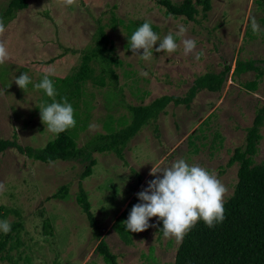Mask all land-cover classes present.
<instances>
[{
    "label": "rangeland",
    "instance_id": "374dc122",
    "mask_svg": "<svg viewBox=\"0 0 264 264\" xmlns=\"http://www.w3.org/2000/svg\"><path fill=\"white\" fill-rule=\"evenodd\" d=\"M7 1L0 0V14ZM24 1L26 7L4 21L5 32L0 36L8 51L7 61L0 65V138H14L21 148L39 149L56 136L40 115L41 107L50 104L52 98L34 85L48 75L60 91L63 78L77 69L83 52L91 46L97 18L118 63L113 65L117 76L114 87L86 80L78 96L68 100L76 126L64 131L95 160L90 175L80 184L87 194L96 236L74 198L87 161L41 162L8 147L0 151V183L6 189L0 192V221L21 224L17 231L21 244L10 251L11 260L16 264H106L93 250L102 238L115 255L116 264L171 263L178 243L163 233L158 235L157 217L150 218L153 226L145 231L131 232L130 244L117 237L111 224L131 197L156 178L150 175L152 168L170 167L178 158L214 173L228 189L225 199L232 192L236 164L226 167L225 163L233 148L243 146L246 127L264 106V75L250 91L243 83L254 74L230 76V70L235 58L257 59V65L264 66L262 31L244 34L247 25L251 28L252 16L264 29L258 20L263 16L262 6L255 0H210L206 16L199 12L190 21L165 14L156 0H75L73 5H65L64 0ZM112 16L114 22L120 18L154 26L159 40L150 60L139 56L143 49L132 52L131 39L127 40L121 24L114 23L111 28ZM181 25L187 29L183 36L177 34ZM169 33L178 45L176 51L156 52ZM186 38L196 41V49L188 55L181 42ZM223 64L230 68L218 92L200 90L188 107L167 104L126 142L121 160L111 151L93 149L101 141L97 135L107 133L105 126L110 123V127H116L120 125L118 120L128 121L127 105L146 104L161 95L182 96L196 76L219 71ZM141 71L148 76H142ZM22 73L31 79L25 89L15 83ZM64 81L68 85L69 81ZM68 91L63 88L60 92L64 94L55 99L67 98ZM189 135L193 144L188 142ZM259 135L253 157L256 163L264 161V115ZM156 175L162 178V173ZM61 185L66 187V198H48ZM0 263L11 264L7 260Z\"/></svg>",
    "mask_w": 264,
    "mask_h": 264
},
{
    "label": "trees",
    "instance_id": "16d2710c",
    "mask_svg": "<svg viewBox=\"0 0 264 264\" xmlns=\"http://www.w3.org/2000/svg\"><path fill=\"white\" fill-rule=\"evenodd\" d=\"M263 1L255 0L257 5L263 8V16L258 20L264 25ZM156 4L164 9L165 14L183 16L190 21H194V16L199 12H201L202 17H205L206 12L211 8L210 0H180L179 2L156 0ZM24 7H26L24 0H8L0 17L7 21L14 16L16 11ZM114 20L112 16L110 18L111 28L114 23L121 24L126 31L127 40H130L133 32L144 23L131 20L125 22L120 18L115 22ZM94 21L96 25L92 32L91 46L83 52L77 69L65 76L59 85L60 91L63 88L69 90L67 101L78 96L80 85L86 80H90L98 86L105 84L114 87L116 84L117 76L113 65L117 64L118 60L114 55L113 45L107 39L104 26L99 23V19L97 18ZM247 28L248 30L244 31L245 35L250 34V31H252L249 25H247ZM154 29V26H152L153 31ZM262 33L264 35V31ZM257 62V59L252 58L246 60L235 58L230 76L252 72L254 74L253 78L245 81L243 87L250 91L255 90L258 81L264 75V66L259 67ZM229 68V64H223L222 69L219 71L205 72L196 76L182 96L161 95L146 104L127 105L128 121L118 120L117 124L120 125H116V127H110V123L105 126L107 133L97 135V139L101 141L99 144L94 145L93 149L96 151H111L121 160L123 158L122 150L126 142L142 126L154 120L167 104L172 103L174 106L184 105L188 107L190 100L198 91L218 92L225 82ZM64 80L69 81L68 85ZM54 86L58 96H61V93L64 94V92L57 90L58 85L56 83H54ZM263 115L264 106L256 111L251 125L246 127L243 146L233 148L225 163L226 167L236 164L232 192L224 203L225 219L212 228L207 227L202 220H198L195 226L185 235L182 243L177 244L173 260L169 264H264V161L256 163L253 159L260 139L259 127L262 124ZM191 138L192 136L189 135V144H193V141H190ZM8 147H14L19 152H24L26 157L41 162L76 159L87 161L79 174L78 188L74 198L84 213L88 226L93 230L92 234L96 236L95 221L89 209L90 204L87 200V194L80 184L82 179L90 175L92 166L95 164V160L90 157L89 153L85 152L83 147H77L73 137L65 132L56 134L39 149L21 148L14 138H0V151ZM196 151V147H193L192 152L195 153ZM66 192V187L61 185L48 198L65 199ZM138 202L135 193L111 224L112 231L124 244H130L131 232L125 229L123 222L127 220L133 205ZM1 209L0 206V216H3ZM10 223L11 231L7 234H0V260H7L11 264H16L15 261L11 260L10 251L21 244V241L17 238V231L21 224L19 221ZM42 227L43 230L48 227L45 221ZM162 227V221L156 218L155 228L158 235L163 233ZM93 250L104 263L116 264L115 255L110 252L102 238L97 241Z\"/></svg>",
    "mask_w": 264,
    "mask_h": 264
},
{
    "label": "clouds",
    "instance_id": "9594fccd",
    "mask_svg": "<svg viewBox=\"0 0 264 264\" xmlns=\"http://www.w3.org/2000/svg\"><path fill=\"white\" fill-rule=\"evenodd\" d=\"M64 3L73 5L75 0H64ZM249 19L254 35L264 31L254 16ZM186 31L187 29L181 25L177 34L183 36ZM4 32L5 23L0 18V36ZM158 40L159 36L152 30L151 23L146 21L131 35L130 49L135 54L143 49V54L139 56L148 61L153 56L152 50ZM181 42L185 55L196 49L194 39L186 38ZM177 47L173 34L169 33L159 43V47L155 48V51L166 50L173 53ZM7 59L8 51L4 42L0 40V65L4 64ZM141 75L147 77L148 73L141 71ZM15 83L19 88L25 89L31 83V79L26 73H22L15 78ZM34 87L43 90L49 98H52L50 104L40 109L41 121L47 125L49 131L59 134L76 126L72 105L66 97L61 101L55 99L57 92L48 75H45ZM157 173H162V178L157 176ZM150 175L156 178L148 181L147 188L136 194L141 203L133 205L127 220L123 222L127 231L134 233L145 231L153 226L149 224L150 218L157 217L163 223V236L175 238L179 244L198 220H202L207 227L212 228L225 219L224 203L228 189L214 173H210L199 165L190 166L184 159L178 158L170 167L152 168ZM5 190L4 185L0 183V192ZM0 231L4 234L10 232L11 223L8 220L0 221Z\"/></svg>",
    "mask_w": 264,
    "mask_h": 264
}]
</instances>
